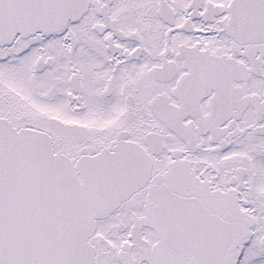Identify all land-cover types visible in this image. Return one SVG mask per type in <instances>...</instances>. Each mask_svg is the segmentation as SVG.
Wrapping results in <instances>:
<instances>
[{
    "label": "snow or ice",
    "instance_id": "1",
    "mask_svg": "<svg viewBox=\"0 0 264 264\" xmlns=\"http://www.w3.org/2000/svg\"><path fill=\"white\" fill-rule=\"evenodd\" d=\"M0 264H264V0H0Z\"/></svg>",
    "mask_w": 264,
    "mask_h": 264
}]
</instances>
